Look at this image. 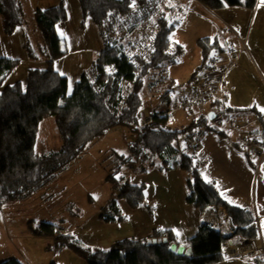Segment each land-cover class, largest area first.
I'll return each mask as SVG.
<instances>
[{
    "label": "trees",
    "instance_id": "trees-1",
    "mask_svg": "<svg viewBox=\"0 0 264 264\" xmlns=\"http://www.w3.org/2000/svg\"><path fill=\"white\" fill-rule=\"evenodd\" d=\"M66 0L34 13L33 20L40 30L48 59L45 66L29 68L24 81L11 85L5 82L18 67L19 60L0 57V206L31 196L48 185L56 175L65 170L88 147L109 130L125 126L137 133L140 148L147 151L149 158L159 157L162 152L179 153L180 168L188 173L187 202L203 212L207 209L225 208L237 226L234 236L252 242L258 238V229L253 224L250 210L229 205L219 195L212 182L202 178L201 169L191 162V155L181 150L180 139L194 141L200 130L207 126L206 115H199L178 130L164 128L165 117L157 116L139 129V114L142 109L141 93L149 74L162 70L165 64L174 63L183 49L170 39L175 29L173 10L165 11L156 0L153 8L145 13L149 27L140 40L128 36L138 24L131 6L134 0H76L81 12L82 23L91 20L98 29L103 48L91 63L89 71L82 73L68 94V81L58 74L52 63L61 57L60 39L56 26L67 19ZM137 7H145L155 0H135ZM206 8L217 11L226 6L253 8L256 0H196ZM0 23L5 35H11L23 25L22 10L18 0H0ZM121 23V25H119ZM151 36V37H150ZM200 49V63L190 79L202 68L213 63L214 52H222L220 41L203 37L196 41ZM224 53L219 56L223 59ZM220 64V63H219ZM170 91L159 95L161 102L169 100ZM219 103L215 100L212 105ZM252 111L251 108H225L223 113ZM52 118L61 140L58 150L47 153L35 151L39 124ZM261 134L264 136L262 118ZM210 130V129H207ZM216 131V129H211ZM128 156H122L124 161ZM116 172L109 174L115 184ZM144 187L126 183L123 191L103 209L100 218L105 222L125 219L117 205L124 199L131 208L144 206ZM35 236L54 237L55 249L66 247L87 264H218L224 260L221 246L227 239L215 232L206 223H201L194 235L179 244L169 230H154L142 239L125 238L109 248H92L74 237L58 232V226L50 223L27 224ZM58 227V228H57ZM166 238V243H148L149 239ZM184 246L191 254L178 255L170 245ZM0 264H21L10 258ZM49 264H55L50 262Z\"/></svg>",
    "mask_w": 264,
    "mask_h": 264
},
{
    "label": "crops",
    "instance_id": "crops-1",
    "mask_svg": "<svg viewBox=\"0 0 264 264\" xmlns=\"http://www.w3.org/2000/svg\"><path fill=\"white\" fill-rule=\"evenodd\" d=\"M23 1L24 0H18L22 11L24 7ZM194 1L200 5V7L197 5L200 8V11H206L214 16L213 12L215 11L206 8L196 0ZM30 2L32 5L30 8V16L33 20L34 13L37 10L53 7L58 3V0H31ZM65 3L67 19L65 22L56 26V32L58 26H65L68 23L70 18L68 4H70V11L74 16L73 19L77 23V31L79 35L77 34L75 37H73L72 35L68 34L64 41L72 42V45H75L77 43H85V41L90 40V53H95V55H88L86 54L87 49L85 51L74 49L72 52H70L68 49H63L62 37H60L57 33L61 43V50L64 51V54L61 57L55 59L52 63V66L54 70L61 75L63 73H61L56 68V63L62 58H68L72 56L75 54V52L79 53L77 58H72L67 63L68 68L73 71V74L71 75L74 77L75 84L80 79L82 73L89 71L91 63L96 59L98 53L103 48V42L99 35L98 29L92 24L91 20L85 19L81 25V12L77 1L66 0ZM150 4L153 5V7L156 6V0ZM159 5L164 7L165 11H171L174 9V6L178 7L179 4L178 0H160ZM235 7H239L241 8L240 10L246 11L244 18L246 20H244L242 26L238 25L236 22L237 18L240 17V14L237 13L236 16L232 15L227 17L226 20L220 17L219 21L221 24L215 21L201 19L199 29H205L204 33L206 34L203 37L218 38V41L224 39V41H226L222 35V32L224 31V28H227V32L232 36L231 40H236L237 36H243V38H247L245 40V47H247L248 38L251 37L252 51L247 50L246 57L248 60L249 57H252L254 60L255 57H257L260 64V73H264V3H262V0H256L253 8H246L242 6H226L219 10H233L231 8ZM154 9L159 10L160 8L154 7ZM206 21L208 23H206ZM147 24L149 25V23ZM148 25H144V30L149 27ZM87 27L90 28V36L84 33ZM136 37L138 38V36ZM31 51V32L28 27H24V25H22L21 27H18L11 35H5L0 23V57L19 60L20 64L18 67L21 66V64L25 66L22 68L21 73L24 75L22 78L23 80L16 81H24L26 71L29 68H42L45 66V62L47 61L48 57L36 58L33 54L30 55ZM17 68L15 70H17ZM204 73L202 76V83H197V86L192 85L189 90L190 94L193 89L200 91L204 82ZM62 76L67 78L65 74ZM234 90V83H226V88L220 87L215 99L208 101L205 104H200L193 109L178 108L176 110H171L173 105L177 104L186 96H183L177 101L174 97H171L172 95L170 93L169 100L167 102H161L159 100L160 94L158 95L154 92V95L151 96H154L156 102L150 106L148 113L146 112L145 114H139L138 128H143L145 122H151L153 120L154 117L151 116V113L153 109L158 106H165L171 110L168 115H163L166 120L170 119L173 113H176L180 110H185V112L193 111V113L191 112L192 115L197 114L192 119L197 118L199 115H206L208 121L210 120L209 115L213 116V118L216 116V114H223L225 116V120L220 124L219 129L216 131L204 129V126L200 130V136L198 139H196L193 147H188L189 141L186 138H181V150L191 155V162L201 169L202 178L205 181L212 182L215 185L219 195L224 201H226L231 206L245 208L251 211L253 216V224L258 229V238L252 242H245L241 239H236V237L233 239H229L226 236L223 237L224 239H229L227 242L223 243L226 244L228 253L227 255H224V260L218 264H264V159L261 166L256 169L254 165V157H248L241 151L239 147V143L242 138L248 136V134L262 136V121L260 120V117L264 123V114H262L263 112L257 108L256 104L247 107L253 109L251 111L252 114L246 115L244 118H242L243 116H240V112H235L234 110L233 112L223 113L222 110H224L226 107L234 109L246 108L241 107L238 104L237 98L232 100L231 91ZM71 91H68V94H70ZM225 99L227 100L226 105L224 104ZM215 100H219V103L212 105ZM231 119H239V121H242L244 125L240 127H231L228 123V120ZM117 128H120V126L109 130L104 136L95 140L92 144L105 138L110 131ZM125 134L127 135L126 131ZM134 135L136 136V142L134 143L135 145L130 144L127 146L126 142H124L123 149L127 150V154L118 153L117 151L113 150L114 153H116L117 160L114 162L112 168H110L111 170L104 174L100 206H98V208L88 210L86 218L87 220L85 222H79L75 224L72 229L59 227L60 229H58V231H60L61 234L72 236L87 247L106 249L112 246L116 241H120L125 238L142 239L149 237L152 235L154 230H169L175 235L176 241L179 244H182L185 240L194 235L201 223H206L209 225V219L213 216H215L216 220L220 219L223 222H226L224 225L225 227H227V223H229L235 230L237 229V226L234 224L232 218L228 215L225 208L219 207L217 209H207L201 212L187 202V180L189 176L185 170L180 168L179 153L175 152L173 154H167L166 152H162L159 157L149 158L147 156V151L144 150L146 154H141V152H139V150L142 148H140L138 144L137 133H134ZM262 137L264 138V136ZM60 145L61 140L59 148ZM122 156H128L129 158L127 161H124ZM78 158H76L70 164L77 162ZM80 165L87 166L89 168H95L96 166H99L100 170L104 169L100 161L96 160H84L82 158L80 161H78V166ZM121 167H124V170L120 177H118L119 181L114 184L110 180L109 174L114 172L117 174ZM66 170L68 169L63 171L65 172ZM116 174L114 175V178ZM55 180H57V175L48 185L42 188H45L44 191L41 189V198H48L49 200H52L64 193L65 187L61 185H51ZM122 180L125 181V184L129 183L131 185H142L144 187L143 198L145 205L131 208L127 202L121 198L117 201V205L125 216V219L116 222H105L100 218L102 211L106 205L117 196V194L114 192V188ZM108 181H110V184L106 185V182ZM87 200L90 202L92 197L88 196ZM72 203L73 201L71 200L69 204L71 205ZM224 217L228 222L225 221ZM26 230L30 233V235H24V239L28 240L29 244L37 246V248L43 252L45 249H49V239L52 240V244L56 245V240L54 237L35 236L30 232L29 229ZM245 247H251L254 250V255H243ZM10 258L16 259L14 256H10V254H8L6 258L0 261ZM49 258L51 259L53 256L51 255ZM17 260L19 262L21 261V264H24L21 258H17Z\"/></svg>",
    "mask_w": 264,
    "mask_h": 264
},
{
    "label": "rangeland",
    "instance_id": "rangeland-1",
    "mask_svg": "<svg viewBox=\"0 0 264 264\" xmlns=\"http://www.w3.org/2000/svg\"><path fill=\"white\" fill-rule=\"evenodd\" d=\"M30 1H23L24 7L22 11L23 25L24 27H28L31 32L32 51L30 55L33 54L36 58L48 57L41 32L30 16V8L32 7ZM178 4L172 15L175 29L170 39L173 44L179 45L183 49V52L176 57L174 63L165 64L162 70L150 73L148 78L145 79L144 88L141 93L143 104L140 114L148 113L150 106L156 102L154 96H151L154 95V92L159 95L164 92V89H168L172 95L171 97H174L178 101L183 96L187 97L190 94L189 90L192 85L197 86V83H202L204 68L196 73L194 79L190 80L191 75L200 63V49L196 41L206 34L204 33L205 29H199L201 19L221 24L219 21L220 17L226 20L227 17L236 16L239 13L240 17L236 20L237 24L242 26L244 20H246L244 19L246 11L240 10L241 8L239 7L231 8L233 10H218L213 12L214 16H212V14L206 11H200V5L194 0H178ZM160 7L162 6L160 5ZM68 9L70 13L68 23L65 26H58L57 28L58 35L62 37V48L68 49L70 52L74 49L82 51L87 49L86 54L95 55L94 52L90 53V40L75 45H72V42L64 41L68 34L73 37L77 34L79 35L77 23L70 11V4H68ZM206 23L208 22L206 21ZM84 33L90 36V28L87 27ZM222 35L226 39V41L224 39L220 41V51L224 55L221 63H217L219 70L223 72L221 87L226 88V83H234L235 90L231 91L232 100L237 98L238 104L241 107L247 108L256 104L259 110L264 109V73H260V64L257 57H255V60L252 57H249L248 60L246 57L247 50L252 51L251 37L248 38L247 47H245V40L247 38L237 36L236 40H231L232 36L227 32V28H224ZM132 36H135V34ZM78 55L79 53L75 52V54L68 58H62L55 65L61 73L67 76L69 92L73 88L74 77L71 75L73 71L68 68L67 63L70 59L77 58ZM212 58H216V52L213 53ZM23 67L25 66L21 64L17 70L9 75L5 84L11 85L16 80H23L24 75L21 74ZM224 104H227L226 99L224 100ZM191 112L193 113V111ZM191 112L180 110L173 113L171 118L164 123V128L167 130H178L187 126L192 118L197 115H192ZM239 114L244 118L246 115L252 114V112L243 111ZM124 142H126L127 146L133 145L136 142V136L128 127L120 126V128L110 131L105 138L92 144L80 157L84 160L100 161L105 170H100L99 166L95 168L78 166V161L82 159L78 158L77 162L68 166L70 168H66L68 170L59 172L57 180L51 184L53 186L61 185L65 187L64 193L60 194L59 197L52 200L41 198L40 190L31 196L17 201L4 202L0 206V260L10 254V256H14L16 259L21 258L24 264H49L50 262H55L56 264H87L84 258L72 253L66 247L58 249L59 251L56 250L54 248L55 244H52L51 239L48 240L50 242L49 249H45L44 252L37 248V246L29 244L28 240L24 239L25 236L30 235L26 230L29 229L27 224L31 221L35 222L34 225L48 222L58 227L72 229L75 224L85 222L88 210L100 206L104 174L111 170L110 168H112L114 162L117 160L116 153L113 150L118 153L127 154V150L123 149ZM59 144L60 137L54 121L51 117L46 118L40 123L34 149L39 153L48 152L58 149ZM123 170L124 167H121L120 171L117 172L115 176L116 180L119 181L118 177H120ZM106 183L108 185L110 181ZM44 189L42 190L44 191ZM88 196L92 197L90 202L87 200ZM71 200L73 203L70 205L69 202ZM58 232L60 233V231ZM234 233L228 234L226 237L232 238ZM51 255L53 258L50 259Z\"/></svg>",
    "mask_w": 264,
    "mask_h": 264
},
{
    "label": "built area",
    "instance_id": "built-area-1",
    "mask_svg": "<svg viewBox=\"0 0 264 264\" xmlns=\"http://www.w3.org/2000/svg\"><path fill=\"white\" fill-rule=\"evenodd\" d=\"M131 6L135 9L133 15L138 19V24L133 32L128 33V36H132L133 34H135V36H138L139 40L141 41L139 44L140 48L143 49L145 46V42L142 41V38L146 35L144 25H148L144 14L149 12L152 8L154 10V7L153 5L149 4L145 7L138 8L135 0L132 2ZM153 12L154 13L152 15H155L158 10H154ZM119 25H121V23H119ZM221 53L222 52H216V58H214L213 63L209 64V66L205 68L204 82L200 91L193 89L188 97L183 98L177 104H174L171 110H176L178 108L193 109L200 104H205L206 102L216 98V94L221 87V78L223 76V72L219 70L217 65V63H221V58L219 57ZM171 110H169L165 106H158L153 109L151 116L155 118L157 116L168 115ZM224 120L225 116L223 114H216L213 119L208 120L207 126L204 127V129L217 130ZM147 123L148 122H145V124ZM228 123L231 127H240L244 125V123L242 121H239V119L228 120ZM195 141L196 140L189 141L188 147H193ZM239 147L245 155H247L248 157H254V165L256 169H258L264 159V138L260 135L248 134V136L242 138L239 143ZM139 152H141V154H146V152L142 149H140ZM124 182L125 181L122 180L116 185V187L114 188V192L116 194L123 191L125 185ZM221 221L222 220L220 219L216 220L215 216H213L209 219V226L215 232L219 233L222 237L228 236V234H233L235 229L229 223H227V227H225L224 225L226 224V222ZM225 221H227L226 218ZM221 249L223 254L227 255L228 250L226 248V244H223L221 246ZM243 255H254V250L251 247H245Z\"/></svg>",
    "mask_w": 264,
    "mask_h": 264
},
{
    "label": "water",
    "instance_id": "water-1",
    "mask_svg": "<svg viewBox=\"0 0 264 264\" xmlns=\"http://www.w3.org/2000/svg\"><path fill=\"white\" fill-rule=\"evenodd\" d=\"M211 118H213V116L209 115V119H211ZM147 242L149 244L150 243L155 244V243H161V242L166 243L167 242V239L166 238H162V239L161 238L160 239H149ZM169 248H170V250L176 252V254H178V255L184 254L186 256H189L191 254L190 249H185V247L182 246V245L176 246L175 244H173V245H170Z\"/></svg>",
    "mask_w": 264,
    "mask_h": 264
},
{
    "label": "snow or ice",
    "instance_id": "snow-or-ice-1",
    "mask_svg": "<svg viewBox=\"0 0 264 264\" xmlns=\"http://www.w3.org/2000/svg\"><path fill=\"white\" fill-rule=\"evenodd\" d=\"M262 3H264V0H262ZM61 75H63V74H61ZM262 112H264V109H260Z\"/></svg>",
    "mask_w": 264,
    "mask_h": 264
}]
</instances>
